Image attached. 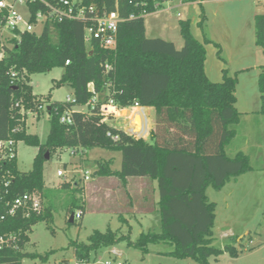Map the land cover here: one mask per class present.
<instances>
[{"label":"trees","instance_id":"1","mask_svg":"<svg viewBox=\"0 0 264 264\" xmlns=\"http://www.w3.org/2000/svg\"><path fill=\"white\" fill-rule=\"evenodd\" d=\"M146 1L149 2L146 10L151 12L152 0ZM199 1L203 0H189L190 3ZM140 2L142 0H84L86 5H95L101 13H119L122 23L115 51L105 50L98 43L89 49L84 40L85 24L81 21L47 23L42 34L26 32L21 35L20 42L13 40L6 47L0 60V141L13 140L15 151L17 143L24 141L38 152L32 170L27 173L18 170L17 157L4 162L3 174L10 184L3 191L2 204L37 192L42 196L43 211L40 215L31 213L29 217L18 215L0 220V236H16L19 247L18 250L1 251L0 264H23L25 259L48 260V255L27 252L26 246L36 224L45 221L50 225L54 221L53 207L45 200L44 164L46 154L52 157L61 149L119 151L121 169L115 171L111 162H100L96 176L115 177L124 188L131 179L157 183L160 233H142L133 242L131 235L125 236L120 231H95L88 243H72L77 260H92L122 242L142 253H147L151 244L167 243L175 247L174 258L192 259L195 264H209L211 258L218 260L224 252L238 257L243 251L234 244L226 245L224 250L214 246L216 209L206 196L208 186L221 190L226 182L252 169L243 153L233 158L226 154V146L236 134L232 127L240 122L235 107L237 80L226 71L221 83L208 78L205 45L211 41L202 43L195 39L189 22L179 24L184 39L181 49L172 42L148 38ZM30 9L35 13L44 7L33 4ZM131 15L135 18L130 19ZM202 23L203 20L201 26ZM254 27L256 45L264 52V14L255 16ZM106 63L112 70H105ZM55 68H63L57 86H70L75 104L51 102L49 96L34 95L30 76ZM258 83L260 114L264 115V66ZM94 96L98 102L91 115L73 110V124L60 122L66 109L86 106ZM111 99L120 109L138 104L154 112L147 140L135 139L101 122L100 106ZM43 105L51 107L47 108L50 130L44 144L38 136L27 132L28 115L22 114V109L40 113L39 107ZM143 110L148 115V110ZM60 185L72 188L69 210L72 214L81 212L82 219L86 203L81 182L73 187L67 182ZM4 211V205L0 204V215ZM121 221L126 224L122 217Z\"/></svg>","mask_w":264,"mask_h":264},{"label":"rangeland","instance_id":"2","mask_svg":"<svg viewBox=\"0 0 264 264\" xmlns=\"http://www.w3.org/2000/svg\"><path fill=\"white\" fill-rule=\"evenodd\" d=\"M19 9L24 15L27 14L25 8ZM164 9L145 17L148 38L163 39L181 49L184 39L179 24L189 22L190 32L195 39L202 43L211 41L205 45L208 78L214 83H221L226 71L228 76L237 80L235 107L240 122L232 127L236 134L226 146V154L233 158L243 153L252 169L239 175L236 180L226 182L221 190L208 186L206 196L216 209L214 246L224 250L226 245L234 244L243 251L238 257H231L224 252L218 260L211 258L209 264H264V115L260 114L258 83L261 67L264 66V52L256 45L254 27L255 15L264 14V0H203L183 5L181 0H173L165 4ZM173 21H178V24L172 25ZM42 30L43 27L38 26L35 33L40 35ZM62 74L63 68H55L48 73L31 75L34 95L42 98L49 96L51 102H65L68 97H73L70 86H57ZM77 111L88 112L84 106L78 107ZM148 115L151 124L148 136L145 138L141 135L144 140L150 136L155 114L149 110ZM135 124H140L139 119H136ZM122 126L117 125L118 128ZM26 130L38 136L44 144L50 130L47 109L40 115H28ZM37 152L36 147L24 141L17 143V166L20 172L32 170ZM100 162H111L112 170L118 171L121 169L122 154L101 148H80L75 151L61 149L52 157L49 155L44 164L45 200L53 207L54 221L50 225L45 221L36 224L26 246L27 252L48 255V260L25 259L23 264H75L77 258L72 243H88L95 231H120L125 236L131 235L133 242L142 233L161 232V217L157 203H154L159 198L157 183L146 182L147 191L144 194L145 184L136 182L132 194L127 193L111 180L95 175ZM59 170L65 172L66 178L57 176ZM82 171L91 173L90 181L84 183L81 180ZM65 182L71 187L81 182L84 188L86 211L81 220L76 218L79 211L74 213V224L70 221L72 212L69 210L73 191L72 188L61 187L60 184ZM141 208L146 214H138ZM121 217L126 220V224L121 221ZM224 234L228 237L224 238ZM115 248L123 253L124 260L132 264H195L192 259L174 258L172 253L175 247L167 243L151 244L147 253L128 246L126 242ZM249 248L252 250L248 251ZM107 255L105 251L102 257L106 259Z\"/></svg>","mask_w":264,"mask_h":264},{"label":"built area","instance_id":"3","mask_svg":"<svg viewBox=\"0 0 264 264\" xmlns=\"http://www.w3.org/2000/svg\"><path fill=\"white\" fill-rule=\"evenodd\" d=\"M172 1L173 0H152V11L148 12L146 8L149 6V2L142 0V2L139 3V6L144 8L141 16L146 17L150 14L165 11L164 5ZM189 3V0H181V5ZM33 4L43 5L44 10L33 13L30 9V5ZM20 7L26 9V15L20 11ZM134 18V15L130 16V19ZM66 21H81L85 24L84 40L89 49L92 48L94 43H98L102 48L108 51H115L117 49L118 31L122 23V19L117 11L101 13L95 5H86L84 0H55L53 3L49 0H0V60L5 55L6 47H9L13 40L20 42L22 34L26 32L35 33L38 26H42L44 30L47 23H62ZM67 64H69V61ZM105 70H112V66L106 63ZM90 89L92 91L94 90L92 84L90 85ZM97 102V97L94 96V98L84 106L87 108V114L86 112L83 114L86 116L91 115V111L95 110ZM63 103L65 105L75 104L76 99L74 96L68 97ZM17 106H19V104ZM48 107L49 105L40 106V113ZM77 108L78 107L66 109L60 117V122L66 125L73 124V110H77ZM140 109L145 108L135 104L132 107L120 109L115 105L113 99H111L108 103L100 106L99 115L102 117L101 122L110 127H117V125L123 124L124 126H122V128H117L124 131L135 127L133 122L136 116L141 117L139 113ZM25 113L27 115H40V113L31 111L25 112V110L22 109V114ZM122 118H124L123 121L119 122L118 120ZM111 119L113 122H111ZM108 135L111 136L110 133H108ZM131 136L135 139H142L138 134H132ZM113 138L114 140L117 139L115 136ZM15 144L13 140L0 141V204L4 205L5 208L4 213L0 215V220H4L6 217H16L18 215L29 217L31 213L40 215L43 211L42 196L37 192L24 194L12 201L2 204L3 191L10 184L3 174V165L5 161L17 157ZM57 176L59 178H66V174L63 170H59ZM81 180L84 183L90 181L91 173L82 171ZM81 215L82 213L78 212L76 218L81 219ZM17 243V237L14 235L0 236V252L6 249L18 250L19 247ZM107 254L106 259L101 255L92 260H77L75 264H132L124 260L123 253L115 247L107 250Z\"/></svg>","mask_w":264,"mask_h":264},{"label":"crops","instance_id":"4","mask_svg":"<svg viewBox=\"0 0 264 264\" xmlns=\"http://www.w3.org/2000/svg\"><path fill=\"white\" fill-rule=\"evenodd\" d=\"M257 15V14H256ZM255 15V16H256ZM178 24V21H173L172 22V25H177ZM147 109L148 111L151 110L150 108H145ZM139 113L141 115V121H142V131L138 134L139 137H141V135H144V137L146 138L148 136V132L150 130V124H151V121H150V118L149 116L146 114V112L143 110V109H140L139 110ZM140 124H137V128L136 130H140V125H141V122L139 121ZM119 171V170H118ZM101 179H108V180H111L113 183H116L115 186L116 187H123V185L120 183V181L115 178V177H109V178H101ZM136 182H140V183H143L145 184V186H143L144 188V194L145 192L147 191L146 187L148 183H146L147 181L144 180V179H131L128 181V184L126 186V188H124L127 193H131L132 194V191L135 190L133 189V185H135ZM77 184V182L75 183V185ZM142 184V185H143ZM154 184V183H153ZM154 186V185H153ZM145 196V195H143ZM142 196V197H143ZM143 199V198H142ZM154 203H157L156 201H154ZM138 214L139 215H143V214H146V211H144L142 208L138 211ZM224 238H227L228 236L226 234L223 235Z\"/></svg>","mask_w":264,"mask_h":264},{"label":"water","instance_id":"5","mask_svg":"<svg viewBox=\"0 0 264 264\" xmlns=\"http://www.w3.org/2000/svg\"><path fill=\"white\" fill-rule=\"evenodd\" d=\"M50 109H51V107L48 108V110H50ZM136 119H139V121L141 122V126H140V130L139 131L136 130V128H137V126L135 124ZM133 123L135 125L134 128H131L130 130H124V131L127 132L130 135H132V134H139L142 131V121H141V117L140 116H136ZM112 128L117 129V130H121V129H118L117 127H112ZM46 158H47V160L49 159V155L48 154H46ZM73 219H74V214H72V216H71V219H70L71 223L73 222ZM65 264H69V262H65Z\"/></svg>","mask_w":264,"mask_h":264}]
</instances>
